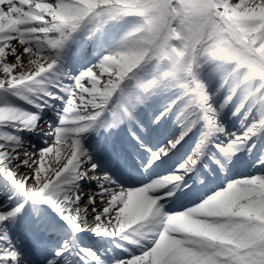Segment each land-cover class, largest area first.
<instances>
[{"label":"snow or ice","instance_id":"1","mask_svg":"<svg viewBox=\"0 0 264 264\" xmlns=\"http://www.w3.org/2000/svg\"><path fill=\"white\" fill-rule=\"evenodd\" d=\"M0 264H264V0H0Z\"/></svg>","mask_w":264,"mask_h":264},{"label":"bare ground","instance_id":"2","mask_svg":"<svg viewBox=\"0 0 264 264\" xmlns=\"http://www.w3.org/2000/svg\"><path fill=\"white\" fill-rule=\"evenodd\" d=\"M33 142H37L36 140H34Z\"/></svg>","mask_w":264,"mask_h":264}]
</instances>
